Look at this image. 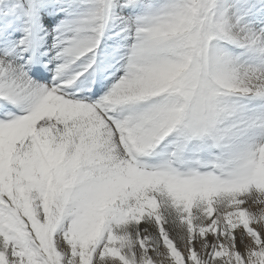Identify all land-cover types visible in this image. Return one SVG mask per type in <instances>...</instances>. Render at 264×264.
<instances>
[{
	"label": "snow or ice",
	"instance_id": "1",
	"mask_svg": "<svg viewBox=\"0 0 264 264\" xmlns=\"http://www.w3.org/2000/svg\"><path fill=\"white\" fill-rule=\"evenodd\" d=\"M0 264H264V0H0Z\"/></svg>",
	"mask_w": 264,
	"mask_h": 264
}]
</instances>
